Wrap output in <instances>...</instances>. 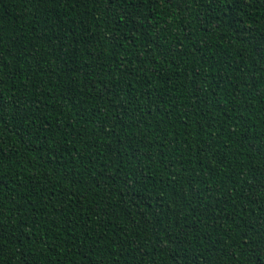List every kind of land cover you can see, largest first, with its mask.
Returning a JSON list of instances; mask_svg holds the SVG:
<instances>
[{
  "label": "trees",
  "instance_id": "trees-1",
  "mask_svg": "<svg viewBox=\"0 0 264 264\" xmlns=\"http://www.w3.org/2000/svg\"><path fill=\"white\" fill-rule=\"evenodd\" d=\"M0 264H264V0H0Z\"/></svg>",
  "mask_w": 264,
  "mask_h": 264
}]
</instances>
